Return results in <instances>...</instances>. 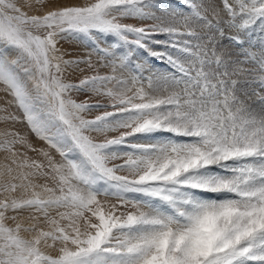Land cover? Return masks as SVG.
Segmentation results:
<instances>
[{"label": "snow or ice", "instance_id": "snow-or-ice-1", "mask_svg": "<svg viewBox=\"0 0 264 264\" xmlns=\"http://www.w3.org/2000/svg\"><path fill=\"white\" fill-rule=\"evenodd\" d=\"M182 3L30 15L0 0V83L18 114L0 111L59 155L29 160L15 150L25 138L0 134V264H264V0ZM71 39L90 51L65 59ZM94 53L111 74L66 82L68 68H96ZM100 108L112 110L85 118Z\"/></svg>", "mask_w": 264, "mask_h": 264}, {"label": "rangeland", "instance_id": "rangeland-1", "mask_svg": "<svg viewBox=\"0 0 264 264\" xmlns=\"http://www.w3.org/2000/svg\"><path fill=\"white\" fill-rule=\"evenodd\" d=\"M18 6L22 7V9L28 14H42L44 11H47L48 9L54 7V6H65V5H83L90 0H44V3L47 5L46 7H40V5L36 2V0H32V7L28 6V0H16ZM159 4H161L166 10L171 11L172 9H175L177 11L181 10L183 7L182 0H157ZM37 8H39V11H37ZM153 12H155L157 15H161L160 11H157L155 8L152 9ZM123 22H130V23H135L137 26L141 24H151L153 21L151 20H144L141 21L138 18H128L127 20ZM259 37V32L257 30V34L252 40L253 44H256L257 39ZM159 39H164L165 37H157ZM112 40L108 41H103L101 42V47H107L109 43H112ZM87 40H64L61 41L58 47L62 51H66L70 53V55H66L64 58L65 59H73L77 58L80 56H84L87 54L88 51H90V48L86 47L88 45ZM255 51V49H253ZM142 55H145L143 52H141ZM100 59L98 54H93L91 56V60L93 64L96 65L95 69H90L87 67V65L81 64L79 65V68L73 69V68H68L66 72L64 73V79L66 82H71V83H77L79 79L83 78L86 75H93L95 74L96 71H99L101 75L105 74H111V69L110 67H103L101 63H97V61ZM149 66L154 67L155 70H158L160 72H165L169 71L167 69L166 65L159 59L157 58H150L149 61ZM244 67H252V65L245 64L243 65ZM81 69L83 71H81ZM147 75V73H145ZM4 85L0 83V109H4L7 107L8 112H12L15 114L17 113L16 107L12 105L11 107L8 106L11 102V97L10 96H5L4 95ZM71 98L76 100L77 102H82L85 99L88 100L90 103H105V100L100 97H95L91 95L90 93H85V92H77L73 91L71 93ZM255 101V99H253ZM254 103L252 102V107H254ZM257 109L259 108L258 105H255ZM111 108L105 109V108H100V109H94L90 112L84 113V116L86 119H94L95 116L102 114L104 111H111ZM7 113L4 111H0V134H2L5 130L12 132L16 131L19 133V135L27 140V145L26 146H21V145H16L15 150L26 156L29 160H43L42 152L44 151H49L51 152L54 157L59 160V155L58 153H55L54 150L49 149L47 142L41 140L39 137H37L34 133H32L29 129V127L25 123L21 122H16L15 124H10L5 121V116ZM95 135V134H94ZM109 137L119 135V132H111L108 134ZM0 139H2V135H0ZM97 139H103V136H97ZM8 157V153L4 151L3 148H0V165H3L8 162L6 159ZM111 163L115 164H120L123 163L122 159H118L115 161H112ZM111 163L109 166H111ZM119 175H126V172H119ZM37 183H45L46 181L44 179H40L36 181ZM3 193L0 192V199L3 198ZM17 196L20 195L19 191L16 193ZM103 199V197H101ZM24 215H27L26 213Z\"/></svg>", "mask_w": 264, "mask_h": 264}, {"label": "bare ground", "instance_id": "bare-ground-1", "mask_svg": "<svg viewBox=\"0 0 264 264\" xmlns=\"http://www.w3.org/2000/svg\"><path fill=\"white\" fill-rule=\"evenodd\" d=\"M253 99H255V97H253ZM255 105H257V104L254 103V107H253V108H254L256 111H259L260 108L257 109V107H255Z\"/></svg>", "mask_w": 264, "mask_h": 264}]
</instances>
